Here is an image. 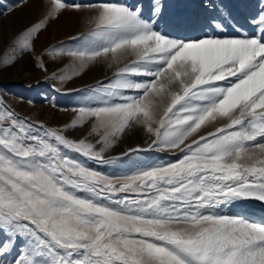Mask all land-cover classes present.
<instances>
[{
	"label": "snow or ice",
	"instance_id": "obj_1",
	"mask_svg": "<svg viewBox=\"0 0 264 264\" xmlns=\"http://www.w3.org/2000/svg\"><path fill=\"white\" fill-rule=\"evenodd\" d=\"M37 2L36 21L9 38L0 27V69L30 56L47 73L66 59L50 79L78 100L49 125L0 97V264H264V218L229 214L264 202V0L259 34L236 37L225 0L194 13L170 0ZM66 11L85 29L37 53ZM94 67L112 75L65 87Z\"/></svg>",
	"mask_w": 264,
	"mask_h": 264
},
{
	"label": "rangeland",
	"instance_id": "obj_2",
	"mask_svg": "<svg viewBox=\"0 0 264 264\" xmlns=\"http://www.w3.org/2000/svg\"><path fill=\"white\" fill-rule=\"evenodd\" d=\"M17 2L18 0H0V12H6L9 7ZM68 2L86 3L88 0H68ZM128 2L137 3V0H128ZM170 2L178 13L199 11V0H170ZM225 2L231 7L236 19L233 21L235 27H229L224 35L236 37L244 34L249 36L259 34V25L252 24L251 19L259 12L262 0H225ZM143 3L147 8L150 0H143ZM40 15V3L37 0H29L26 6L16 9L10 15L0 16V27L3 28L5 38L11 37L26 25H30ZM84 29L85 16L75 11H66L40 36L36 42L37 53L49 45L60 42L71 45L73 43L71 38L77 36ZM2 52L3 48L0 46V55ZM66 62V59L55 63L48 61V72L46 73L36 67L32 57L26 56L15 67L0 69V97L22 118L44 121L49 125H63L69 122L73 115L70 109L76 106L78 93L57 92L54 90V86L59 87V82L50 79L51 72L61 69ZM111 75V70L106 67H94L87 71L82 78L66 84L65 87L82 88L87 84H95L97 80H105ZM54 104L56 107H53ZM61 109H68V111ZM72 135L78 137L82 133L74 132ZM142 140V135L132 136L124 144L117 146L112 155L118 156L127 147L142 143ZM155 155V153H145L143 158L152 159ZM160 155L164 159H171L166 153ZM92 166L101 172L110 174L118 173L121 170L117 166H99L96 164H92ZM229 214L244 215L253 220L262 219L264 218V202H246L231 209Z\"/></svg>",
	"mask_w": 264,
	"mask_h": 264
}]
</instances>
